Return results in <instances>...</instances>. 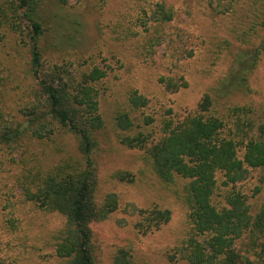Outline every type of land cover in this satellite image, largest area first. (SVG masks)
<instances>
[{
    "label": "trees",
    "instance_id": "obj_1",
    "mask_svg": "<svg viewBox=\"0 0 264 264\" xmlns=\"http://www.w3.org/2000/svg\"><path fill=\"white\" fill-rule=\"evenodd\" d=\"M53 1L60 6L69 2ZM183 2L189 13L198 10L209 29L215 31L223 22L224 33H234V41L241 45L255 46L250 34L258 38L264 33V0ZM47 4L48 0H0V29L21 35L29 47L37 83L35 99L21 111L24 119L17 126L0 128V153L5 148H25L17 179L23 199L65 219L54 235L55 264H100L93 225L109 221L120 208L117 194L100 193L95 157L99 134L106 125L101 101L110 66L93 57L78 67L46 62L43 11ZM149 10L143 7L135 19L136 26L148 33L146 45L152 49L162 45L168 37L165 33H178L175 40L169 37L174 52L172 66L193 57L194 51L187 47L192 36L173 25L177 19L174 7L166 0H156ZM122 28V32H114L135 33L131 26L122 24ZM208 28L207 33H218ZM223 43L235 45L229 38ZM257 46L255 53L233 55L230 74L184 114L173 109L160 117L146 113L151 101L136 88L127 91L116 113L120 142L140 151L154 175L186 206L187 232L168 251L172 264H264V196L255 206L246 191L254 181L255 192H264V104L234 100L236 94L251 91L249 76L256 68L260 49H264V44ZM159 80L170 94L189 87L184 76L162 75ZM67 134L77 141L74 156L49 168L25 156L31 152L30 141ZM113 178L125 184L136 182L128 171L119 170ZM125 212L138 217L135 228L143 235L161 230L173 218L170 209L157 204L146 209L128 204ZM0 264L14 263L0 260ZM112 264L137 263L130 250L119 248Z\"/></svg>",
    "mask_w": 264,
    "mask_h": 264
},
{
    "label": "rangeland",
    "instance_id": "obj_2",
    "mask_svg": "<svg viewBox=\"0 0 264 264\" xmlns=\"http://www.w3.org/2000/svg\"><path fill=\"white\" fill-rule=\"evenodd\" d=\"M155 1L69 0L67 5L60 6L48 0L43 11L46 16L43 37L46 62H68L78 67L93 57L101 65L110 66L107 90L101 101L106 125L99 134L95 157L100 193L117 194L120 208L109 221L93 225L100 264H112L113 255L119 248L130 250L137 264H172L168 260V251L179 244L187 232L184 203L154 175L140 151L129 149L120 142L115 116L127 91L136 88L150 99L146 113L160 117L173 109L176 114H184L185 110L197 105L205 92L230 74L235 63L233 55L255 53L257 45L264 44V33L258 38L250 34L257 43L255 46L239 44L234 41V33H224L223 22H219L223 26L215 30L218 33H207L208 27L198 10L189 13L183 0H166L177 12L173 25L189 32L187 34L192 37L187 47L194 51L193 57L181 59L173 67L171 54L174 52L170 50L169 37L175 40L178 33H165L168 37L162 45L151 49L145 43L148 33L136 26L135 19L141 16V9L145 7L150 13V5ZM119 22L125 28L131 26L135 33L114 32H122ZM0 32L1 128L17 126L24 119L21 111L35 99L37 83L31 71L29 47L21 35L6 28ZM124 34L129 35L125 37ZM226 38L235 45L229 47L223 43ZM260 50L256 68L249 76L251 91L234 97L240 104H264V49ZM162 75L184 76L189 87L170 94L159 80ZM76 143L68 134L43 141L33 140L29 142L31 152L25 156L29 160L34 158L41 167L49 168L63 158L74 156ZM24 149L5 148L0 153V260L14 264H55L54 235L65 219L57 213H45L23 199L17 179L21 174ZM119 170L133 173L136 182L116 181L113 174ZM255 189L252 181L246 191L256 206L264 192L256 193ZM128 204L143 209L157 204L170 209L173 218L161 230L143 235L135 228L138 217L125 212Z\"/></svg>",
    "mask_w": 264,
    "mask_h": 264
}]
</instances>
